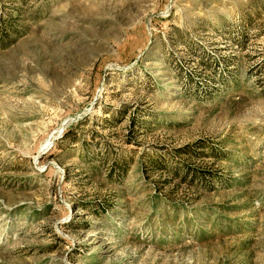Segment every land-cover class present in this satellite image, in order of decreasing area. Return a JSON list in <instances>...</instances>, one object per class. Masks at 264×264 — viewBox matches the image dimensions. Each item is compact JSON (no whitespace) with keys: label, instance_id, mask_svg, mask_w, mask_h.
I'll return each mask as SVG.
<instances>
[{"label":"rangeland","instance_id":"374dc122","mask_svg":"<svg viewBox=\"0 0 264 264\" xmlns=\"http://www.w3.org/2000/svg\"><path fill=\"white\" fill-rule=\"evenodd\" d=\"M0 264H264V0H0Z\"/></svg>","mask_w":264,"mask_h":264},{"label":"bare ground","instance_id":"6f19581e","mask_svg":"<svg viewBox=\"0 0 264 264\" xmlns=\"http://www.w3.org/2000/svg\"><path fill=\"white\" fill-rule=\"evenodd\" d=\"M46 146H43L42 149H44Z\"/></svg>","mask_w":264,"mask_h":264}]
</instances>
